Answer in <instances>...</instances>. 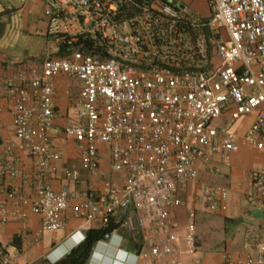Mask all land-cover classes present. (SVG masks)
Segmentation results:
<instances>
[{"label": "built area", "instance_id": "2783aa9c", "mask_svg": "<svg viewBox=\"0 0 264 264\" xmlns=\"http://www.w3.org/2000/svg\"><path fill=\"white\" fill-rule=\"evenodd\" d=\"M204 1L207 15L198 16L165 0H40L43 56L4 80L15 142L3 151L25 152L35 173L30 179L10 159L3 161L0 225L31 213L39 217L36 236L55 233L70 211L83 220L76 235L86 236L88 224L106 226L130 209L142 247L123 251L121 264H180L182 254H197L196 209L186 208L181 235L175 227L180 185L198 183V162L215 154L230 165L238 140L230 124L242 117L255 114L242 141L264 150V0ZM63 74L79 84L78 121L61 132L80 144V168L97 174L103 146L110 170L123 175L121 186L105 181L75 203L65 188L55 191L48 182L60 159L51 135L52 80ZM224 113L228 122L215 125ZM64 175L79 179L76 169ZM16 178L31 192L13 189ZM198 186L197 202L206 201L211 212L226 210L227 188ZM262 198L264 167L251 173L245 193L248 205ZM119 234L95 242L86 264H102L124 241ZM19 256V249L0 246V264H18ZM223 260L264 264V244Z\"/></svg>", "mask_w": 264, "mask_h": 264}, {"label": "crops", "instance_id": "0c3cea01", "mask_svg": "<svg viewBox=\"0 0 264 264\" xmlns=\"http://www.w3.org/2000/svg\"><path fill=\"white\" fill-rule=\"evenodd\" d=\"M200 1L204 6H194L192 3L194 0H190L189 6L185 7L195 14L197 13L198 16H205L207 15L206 2ZM179 3L182 4V2ZM37 8L40 10L41 22L32 20L36 18L34 14ZM15 14H18L20 18L22 31L41 34L46 42V25L42 18L40 0L27 1L17 11L14 8L8 10L7 15L0 18V21L6 23V31L8 22ZM4 48L3 44L0 45V170L3 161L8 158L15 164L21 175H28L30 179H33L35 169L30 157L25 152L14 149L8 156L3 151L5 145L15 142L14 126L10 115L13 102L4 93V80L23 65L38 64L42 57L33 61H19L12 59V55L9 56L10 52L3 53ZM52 85L54 88V118L51 135L54 148L59 153L60 159L55 165L56 169L48 176L49 185L55 191L65 188L71 203L82 199L85 191L89 188L100 191L105 181H109L117 187L121 186L123 175L115 174L110 170L108 152L103 146L99 147L102 157L100 169L97 174L91 175L80 168V144L66 138L61 132L65 126L76 124L78 121V81L72 76L63 74L53 78ZM254 115V113L250 114L230 124L232 130L238 135V140L237 150L231 154L229 166H224L220 157L215 154L210 161L198 162V183L180 185L183 205L175 210V227L179 230L180 235L186 208L193 206L197 216V254L194 257L182 254L180 264H223V255L227 253L238 258L258 244H264V198L257 200L254 205H248L245 200V193L251 187V173L255 169L264 167V150L252 149L242 141V135L252 123ZM227 122V113H224L214 124L220 125ZM70 168L78 171L79 179L77 181L65 177V170ZM2 183L7 184L6 180ZM201 183L227 188L228 198L225 211L211 212L206 201L197 202L198 185ZM11 186L23 193L31 192L30 188L21 181V178L13 180ZM3 200L4 195L0 193V202ZM122 215L124 214H120L119 219L122 218ZM213 218L217 220L212 221ZM82 222V219L75 218L68 211L64 229L55 233L44 232L36 236L40 227L38 216L29 213L24 220L10 217L7 222L0 225V246L19 249L18 264H43L45 261L53 263L61 258L60 255L67 248L70 249L68 239L73 235L77 236L76 230ZM87 226L95 228L100 224L92 222ZM217 226L219 232L215 233L214 228ZM119 235L123 240L124 236ZM104 241H108V238H105ZM133 241L135 240L133 239ZM124 243L125 240L122 241L123 248L131 251L124 246ZM91 251L92 248L90 253Z\"/></svg>", "mask_w": 264, "mask_h": 264}, {"label": "rangeland", "instance_id": "374dc122", "mask_svg": "<svg viewBox=\"0 0 264 264\" xmlns=\"http://www.w3.org/2000/svg\"><path fill=\"white\" fill-rule=\"evenodd\" d=\"M27 1L30 0H0V11L2 10H11L12 8L15 9V11L19 10L23 4H25ZM203 1V0H202ZM174 2H182L183 7L189 6L190 0H174ZM174 3L173 5H175ZM194 6L199 5L204 6L203 2L200 0H194ZM182 7V8H183ZM197 14V13H196ZM34 16L36 18H33L32 20H35V22H41L40 16V10L37 8L35 11ZM21 23L20 18L18 17V14L13 15L11 18V21L7 24V31L4 36L0 38V45H4V50H2L3 53H8V55L13 57L12 59L23 61H33L38 60L42 57L43 50L46 46V42L44 40L43 35L36 34L35 33H29L28 31L21 30ZM9 51H7V50ZM217 219L213 218L212 221H216ZM215 224V223H213ZM203 227V226H202ZM215 233L219 232V227L214 228ZM130 237L132 240L135 241L139 238L142 239V235L135 234L133 231H131ZM125 240V238H124ZM69 251L67 248L65 252H63L60 257H62L64 254H66Z\"/></svg>", "mask_w": 264, "mask_h": 264}, {"label": "trees", "instance_id": "16d2710c", "mask_svg": "<svg viewBox=\"0 0 264 264\" xmlns=\"http://www.w3.org/2000/svg\"><path fill=\"white\" fill-rule=\"evenodd\" d=\"M8 11L4 10L0 13V18L4 15H7ZM6 23L0 21V38L5 34ZM132 213V210H127L125 215H122L121 219L117 222L113 219L104 226L100 225L95 228H90L87 232L88 235L85 238V241L78 247L71 248L66 254H64L60 259L51 263L48 261L43 262V264H86L90 250L95 242L105 239V236L114 230L122 234L125 238L124 246L131 251H138L142 247V239L139 238L136 241H133L130 235L131 231L124 226L125 217ZM124 226V227H123Z\"/></svg>", "mask_w": 264, "mask_h": 264}, {"label": "clouds", "instance_id": "9594fccd", "mask_svg": "<svg viewBox=\"0 0 264 264\" xmlns=\"http://www.w3.org/2000/svg\"><path fill=\"white\" fill-rule=\"evenodd\" d=\"M86 236H84L83 234L81 235H77V236H71L68 241H69V248H75L80 246L84 241H85ZM69 249V250H70ZM123 251H127L130 252L128 250H126L125 248H123L122 244H119L116 248V250L114 249H109L107 251V253H109L108 255L106 254V256H104L103 260H102V264H121L123 261Z\"/></svg>", "mask_w": 264, "mask_h": 264}, {"label": "water", "instance_id": "95a60500", "mask_svg": "<svg viewBox=\"0 0 264 264\" xmlns=\"http://www.w3.org/2000/svg\"><path fill=\"white\" fill-rule=\"evenodd\" d=\"M145 1H149V0H145ZM165 1L169 2L172 5L174 3H176V2H174V0H165ZM175 5L177 7H179V8H182L183 7V5L181 3H179V2H177ZM127 222H128V227H129V230L130 231H133L134 232V231L137 230V221H136V216L134 214H131V215L128 216ZM87 235H88V233H86V236Z\"/></svg>", "mask_w": 264, "mask_h": 264}]
</instances>
